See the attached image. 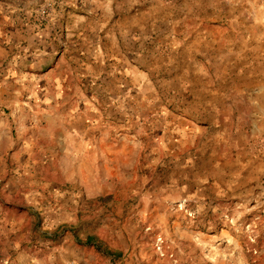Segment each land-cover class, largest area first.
Returning <instances> with one entry per match:
<instances>
[{
  "label": "rangeland",
  "instance_id": "1",
  "mask_svg": "<svg viewBox=\"0 0 264 264\" xmlns=\"http://www.w3.org/2000/svg\"><path fill=\"white\" fill-rule=\"evenodd\" d=\"M0 264H264V0L2 2Z\"/></svg>",
  "mask_w": 264,
  "mask_h": 264
},
{
  "label": "crops",
  "instance_id": "2",
  "mask_svg": "<svg viewBox=\"0 0 264 264\" xmlns=\"http://www.w3.org/2000/svg\"><path fill=\"white\" fill-rule=\"evenodd\" d=\"M4 1H8V0H0V4H1L2 2H4Z\"/></svg>",
  "mask_w": 264,
  "mask_h": 264
}]
</instances>
